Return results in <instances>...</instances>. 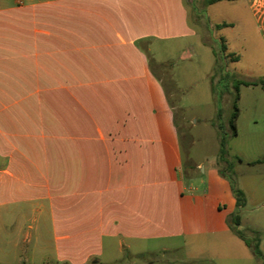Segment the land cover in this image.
<instances>
[{"label": "crops", "instance_id": "obj_1", "mask_svg": "<svg viewBox=\"0 0 264 264\" xmlns=\"http://www.w3.org/2000/svg\"><path fill=\"white\" fill-rule=\"evenodd\" d=\"M167 13L164 0H0V264H264V236L258 257L207 199L204 161L185 163L149 51L180 34ZM181 240L187 258H154Z\"/></svg>", "mask_w": 264, "mask_h": 264}, {"label": "rangeland", "instance_id": "obj_2", "mask_svg": "<svg viewBox=\"0 0 264 264\" xmlns=\"http://www.w3.org/2000/svg\"><path fill=\"white\" fill-rule=\"evenodd\" d=\"M182 4L190 10L187 25L195 32L186 30L179 12L181 4L164 0V16L172 10L180 34L149 46L154 53L152 67L164 76L176 107L185 163L204 161L206 171L197 169L195 173L203 179V186L210 187L207 199L211 204L219 200L227 205L220 215L226 220L238 214L239 223L233 227L251 241L257 236L261 239L264 162H252L264 157V89L260 83L264 79V0H220L212 4L182 0ZM222 22L231 25L219 27ZM239 80L257 83L239 86L237 134H233L229 120L234 110V86ZM173 84L183 92L177 93ZM10 101L11 96H4V102ZM234 186L243 191L246 201L233 209ZM190 247L181 240L176 251L154 258L185 259ZM250 258L255 262L254 255ZM104 259H108L107 252Z\"/></svg>", "mask_w": 264, "mask_h": 264}, {"label": "trees", "instance_id": "obj_3", "mask_svg": "<svg viewBox=\"0 0 264 264\" xmlns=\"http://www.w3.org/2000/svg\"><path fill=\"white\" fill-rule=\"evenodd\" d=\"M217 1H220V0H205V2L207 4H212V3H215ZM228 25H231L227 22H222L220 24H218L219 27H223V26H228ZM222 48L225 49L226 48V45L224 43H222ZM238 56H235L234 57V60H238ZM257 82L256 81H243V80H239L237 85L234 86V89L236 91L235 93V96H234V100H233V107H234V110L231 114V118L229 120V125H230V129H231V132L233 134H237V127H236V123H235V119L237 118L238 116V111H239V108H238V100H239V97H240V93H239V86L241 84H246V85H252V84H256ZM260 83L264 89V79L260 80ZM221 153L222 155L225 154L226 152V149H225V142L222 138V141H221ZM233 190H234V194H235V197H236V204L237 205H242L245 203L246 201V198H245V195L243 193L242 190L238 189V187L234 186L233 187ZM231 219V228L234 230V232L239 236L241 237L243 240L246 241V243L251 247L253 253L258 256V257H261L262 256V252L259 248V241H260V238L259 236H257L254 241H251L244 232H242L240 229L238 228H234L233 225L234 224H238L239 223V216L238 214H235Z\"/></svg>", "mask_w": 264, "mask_h": 264}]
</instances>
